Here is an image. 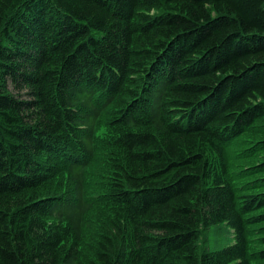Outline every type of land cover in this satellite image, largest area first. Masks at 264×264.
<instances>
[{"label": "trees", "instance_id": "trees-1", "mask_svg": "<svg viewBox=\"0 0 264 264\" xmlns=\"http://www.w3.org/2000/svg\"><path fill=\"white\" fill-rule=\"evenodd\" d=\"M263 135L264 0H0V264L264 262Z\"/></svg>", "mask_w": 264, "mask_h": 264}, {"label": "rangeland", "instance_id": "rangeland-1", "mask_svg": "<svg viewBox=\"0 0 264 264\" xmlns=\"http://www.w3.org/2000/svg\"><path fill=\"white\" fill-rule=\"evenodd\" d=\"M109 138H110V131L107 127V124H105V120H103L100 125H99V128H98V145H99V148H98V152H99V155L98 157L99 158H102V149L106 150L108 149V141H109ZM258 138V139H257ZM262 137L257 135V134H248L246 136H243L241 138V140L245 143H247L246 145H250L252 144L253 142H257L258 140H260ZM242 145V144H241ZM238 149V148H236ZM244 149V148H243ZM237 150H235L232 154H231V157H233V160L231 161V164H232V167L234 170H240V169H245V168H248L250 167L251 165L254 164V159L252 158H245V157H237L236 154H237ZM241 155V154H240ZM101 167V164H99L97 166L96 162H95V165L92 167V170H91V173L94 171V170H98L99 168ZM247 179H250V178H247ZM247 179H245V182L247 181ZM91 182H89V189H91V191H93L94 189H97L98 186L96 184H94L95 181H100V180H90ZM244 182V183H245ZM239 183H242V182H239ZM260 213V212H259ZM222 227V226H221ZM221 227H216L214 228L213 232H212V229L213 228H207V230L205 231L204 228L202 230V233H201V239H200V253H203L204 251L206 250H209L210 248L214 247L216 245V243H225L226 241H230L231 238H230V231L229 229H227L225 226H223V228ZM225 228V229H224ZM220 229V230H219ZM227 230V231H226ZM98 231H102V229H100L98 227ZM216 231V232H215ZM222 231L224 233H222ZM226 231V232H225ZM208 232H210L212 234V237L211 238V234H209ZM215 232L216 235H213ZM206 233V235H205ZM222 233V234H221ZM221 234V235H219ZM222 235H223V239L222 238ZM225 236V237H224ZM208 237V238H206ZM218 237V238H217ZM214 238H217L216 240ZM207 239V240H206ZM219 239V240H218ZM225 239V240H224ZM203 240V241H202ZM208 241V242H207ZM223 241V242H222ZM207 242V243H205ZM215 243V244H214ZM205 245V246H204ZM252 248V251H257L259 249H262L264 248V246H255L254 244L251 246ZM205 248V249H204ZM253 264H264V262H254Z\"/></svg>", "mask_w": 264, "mask_h": 264}, {"label": "bare ground", "instance_id": "bare-ground-1", "mask_svg": "<svg viewBox=\"0 0 264 264\" xmlns=\"http://www.w3.org/2000/svg\"><path fill=\"white\" fill-rule=\"evenodd\" d=\"M170 12H171V11H170ZM170 12H169V13H170ZM167 13H168V12H167ZM173 14H174V13H173ZM253 132H254V131H253ZM246 133H247V132H246ZM249 134H250V133H249ZM262 134H263V132H262ZM241 136H242V135H241ZM263 136H264V135H263ZM257 139H258V138H257ZM235 140H236V139H235ZM237 141H238V140H237ZM229 146H230V144H229ZM228 148H229V147H227L226 149L228 150ZM249 149H250V148H249ZM227 150H226V151H227ZM227 152H228V151H227ZM244 154H245V153H244ZM261 154H262V153H261ZM227 156H228V155H227ZM76 157H77V156H76ZM255 172H256V171H255ZM260 182H261V181H260ZM260 184H261V183H260ZM252 215H253V214H252ZM221 224H222V223H221ZM221 224L219 225V227H221ZM223 225H224V223H223ZM212 227H214V226L212 225ZM212 227H211V228H212ZM254 227H255V226H254ZM215 228H216V227H215ZM221 228H223V226H222ZM226 228H227V227H226ZM249 228H250V227H249ZM224 229H225V228H224ZM227 229H228V228H227ZM204 230L206 231V230H207V227H206V229H204ZM213 230H214V228L212 229V232H213ZM219 230H220V229H219ZM252 230H253V229H252ZM226 231H227V230H226ZM226 231H225V232H226ZM215 232H216V231H215ZM215 232H214L213 235H216ZM230 232H231V231H230ZM201 233H202V232H201ZM208 233L211 234L210 232H208ZM222 233H224V232L222 231ZM222 233H221V234H222ZM221 234H219V235H221ZM205 235H206V233H205ZM206 236H207V235H206ZM212 237H214V236H212V234H211V238H212ZM224 237H225V236H224ZM206 238H208V237H206ZM217 238H218V237H217ZM217 238H214V239L216 240ZM221 239H223V235H222V238H221ZM253 239H254V238H253ZM206 240H207V239H206ZM218 240H219V239H218ZM224 240H225V239H224ZM231 240H232V238H231ZM202 241H203V240H202ZM216 241H217V240H216ZM207 242H208V241H207ZM207 242H205V243H207ZM222 242H223V241H222ZM198 244H199V243H198ZM214 244H215V243H214ZM216 244L219 245L220 243L218 242V243H216ZM234 245H235V244H234ZM199 246H201V245L199 244ZM204 246H205V245H204ZM221 246H223V244H222ZM251 246H252V245H251ZM255 246H256V245H255ZM257 246H258V245H257ZM217 247H218V246H217ZM219 247H220V245H219ZM219 247H218V248H219ZM212 248H213V247H212ZM218 248H217V249H218ZM220 248H222V247H220ZM251 248H252V247H251ZM204 249H205V248H204ZM210 249H211V248H210ZM214 249H216V248H214ZM217 249H216V250H217ZM249 250H250V247H249ZM206 251H207V250H206ZM200 252H201V251H200ZM256 252H257V251H256ZM250 253H251V252H249V254H250ZM254 261H255V260H254Z\"/></svg>", "mask_w": 264, "mask_h": 264}]
</instances>
